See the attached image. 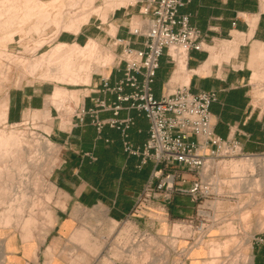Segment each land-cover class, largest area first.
<instances>
[{"label": "rangeland", "instance_id": "rangeland-1", "mask_svg": "<svg viewBox=\"0 0 264 264\" xmlns=\"http://www.w3.org/2000/svg\"><path fill=\"white\" fill-rule=\"evenodd\" d=\"M3 1L4 0L1 2ZM41 1L49 4L52 0ZM62 1L65 4L69 3L67 2L68 0ZM83 1L78 7L73 9L69 8L70 11L66 8L64 12H74L77 15L76 18H79L82 16V13L84 14V11L85 15L83 16H86V14L87 16L90 15L92 11L87 9H90L91 6L93 10L95 7L101 8V15H103L105 11L108 13L107 24H104L105 21H103L101 16L93 14L90 18L89 28H92L91 32L95 30V32H93L95 36H91V38L98 41L104 51L112 53L113 62L108 67L102 69H99L96 64H92L90 72L87 71L86 74H84L91 76L93 85H82L80 87L63 86L49 82L44 77L46 67L41 68L42 70H34L31 66L36 59L50 51L57 43L65 42L66 37H72L73 35L67 33L65 30L59 31L54 24L48 23L42 24L41 27L44 29H34V27H37L36 25L40 23V18L37 16H34L26 23H22L20 20L23 19L25 14L24 0V3L21 2L15 5L17 6L16 9H19L18 11L11 10V6L8 7L5 4L7 17L15 16L16 11L18 12V14H16L18 18L14 22L15 25L6 23L5 21L8 19L0 22V28H3L2 31L0 29V104H4L3 109L6 108L5 111H2V108L0 110L2 113V115H0L2 121V123L0 122V130L17 135L16 137H19L18 140L22 142V147L28 156L25 154L24 164L21 166L22 168L18 166L14 167V171L11 170L10 173L11 177L4 174L0 182V197L3 196L7 198L1 197L2 199H0V264H13L11 256L15 252L12 247L16 245V243L21 251H23L25 247L24 251L26 255L30 254L36 259V245L43 244L51 227L54 225L56 211L65 206V201L56 191L53 184V176L63 163L64 149L53 140V135L49 139L45 135V133L51 134L54 127L60 123V114L57 109L53 107L51 111L52 123L40 118L42 114L38 111H42L49 105V97H47L46 105L43 109L27 112L25 118L18 124L6 123V100L9 97V92L31 85L39 86L44 84L51 85L55 88L60 87L67 89L69 97L67 96V98L63 100L65 101L63 103V108L66 109L65 115L70 117L71 122L78 103L82 101L85 96L94 95V93L92 95L91 90H93L95 81L100 79L99 75H108L112 71L113 66H116L122 58L120 56L121 50H116L112 43H110V40L105 42V38L102 36L105 32L110 36H115L114 33L117 31V26H112V29L114 27L113 33L109 28V26L112 25L111 17H113L115 12H110L109 7L113 4H119L122 1L94 0L92 3H89L87 7L82 6L84 3ZM262 3H264V0H262ZM79 8L85 9L82 10ZM138 8L140 10V7ZM53 11L55 10H52V13ZM131 11L130 9L129 12ZM38 14L37 11L36 15ZM79 14L80 16H78ZM134 16V19L128 22V27H131V24H134L133 27H135L142 22V18L136 15ZM70 17L71 16H66L65 23L67 21L69 22V19H72V17ZM129 18H132V16ZM5 28H7V30ZM88 41L89 40L86 42L81 41L79 44L86 45ZM205 47L206 45L204 44V50ZM260 63L261 62L258 60V67L261 65ZM171 65L173 67V69L170 70L172 74L177 68V63L171 62ZM254 76L255 72L253 78ZM251 82L250 84H252ZM177 85L180 87L185 86L182 81H179ZM249 88L252 95L253 106L264 112L263 102L257 103L255 101V86L250 85ZM71 92H74V98ZM3 112H6V114H3ZM76 122L74 124H76ZM71 128L72 126L69 125L67 130ZM38 140L40 142L44 140L49 141L55 146L54 151L51 152V154L42 151ZM12 148L14 149L15 145H13ZM34 152L38 153L34 155ZM243 155L244 156L231 157L227 155L224 149L220 153V158L211 161L209 164L210 166H208L202 174V178L207 182H212L214 187V196L207 201L203 200V203H201L203 208L206 209L205 212L210 214V218L198 217V204L192 203L191 199L187 196H177L176 202H174V200L170 204L164 205L163 203L164 206L157 205L152 207L148 216H134L132 219L137 218V221L130 220L123 223H111L104 218L102 212L98 211L96 213H89L90 215L88 217L83 218V223L90 229L88 233L89 239L88 242L82 241L78 242V244L83 248V251L97 258L94 264H207L210 261H214L216 264H248V262L249 264H253L256 251L262 246L261 241H264V216L260 211H253L248 207L249 205L247 202L251 200V194L240 193L238 195L235 192L236 195H234V193H232L233 186H231L232 183L230 181L233 179L234 174L226 163L241 160L246 157H256L264 160V153L248 154L243 150ZM30 158L34 159L36 165L33 164L31 166L29 163ZM52 166V172L50 176L47 177L49 167ZM255 172L256 179L260 180L263 177L262 170L258 167ZM195 177V175L190 174L188 180L192 181ZM1 188H3L2 191ZM216 188H218L219 191H217ZM48 197H50L49 200ZM3 199L4 201H2ZM173 204H175V207L182 213L174 215L170 211ZM11 208L12 210H10ZM3 217L6 218L4 219ZM8 220H10V222H8ZM30 222H32V225L26 228ZM261 222H263V224ZM178 224L181 228L179 232L174 233L175 226ZM27 234L30 235V239L28 243H25L24 236ZM173 241H176L175 248L173 247ZM197 243H199L198 246L196 245ZM207 243H209V245L213 244L212 247L210 248ZM88 244L93 246L87 248L86 246ZM216 244L218 248L220 247V250H217ZM209 250H212V252ZM217 254H219V257ZM52 258L53 257L50 255L49 263ZM77 260H81V258H77ZM70 262L72 263L73 260H70ZM74 263H79V261H74Z\"/></svg>", "mask_w": 264, "mask_h": 264}, {"label": "crops", "instance_id": "crops-1", "mask_svg": "<svg viewBox=\"0 0 264 264\" xmlns=\"http://www.w3.org/2000/svg\"><path fill=\"white\" fill-rule=\"evenodd\" d=\"M130 9L115 11L109 28L113 33L112 26L116 25L115 35L127 40L132 48L143 50V39H136L128 32V22L134 19V15L143 17L139 16L138 7ZM180 14L189 16L191 26L202 32L206 47L202 52L192 51L187 55L186 69L178 78V62L171 74L173 67L170 59L164 56L154 84L155 97L161 99L174 92L180 87L177 85L179 81L189 86L190 92L195 95L217 92L218 101L211 107L216 135L222 140H237L248 154L264 153V112L253 106L249 88L254 66L258 62L254 49L259 43H264L262 0H192L180 10ZM89 23L79 35L66 37L65 43L75 45L93 39L91 36H95V30L91 32ZM102 36L105 42L111 38L107 32ZM227 47L232 55L227 52ZM219 54H222V58L216 62ZM105 77H110L111 85H115L123 78V73L112 70ZM102 90L101 79H98L91 90L95 91L92 99L87 100L88 108H95L97 100H104L111 106L120 105L116 95L106 94ZM54 91L55 87L45 84L11 90L6 100V123L18 124L27 112L43 109L46 98L53 96ZM125 92L130 93L131 90L127 88ZM121 107L118 115L113 110L97 109V116L102 121L123 122L132 119L133 125L127 130V139L123 134L124 128L105 126L100 133L90 120L86 125L77 127L74 124L76 121L73 125L70 122L68 126L72 128L69 130L66 129L68 126L61 130V120L54 127L51 135L63 147L64 154L63 163L53 176V184L65 201V206L56 211L54 225L43 244L36 245L37 258L26 255L25 247L21 251L16 243L12 247L15 252L11 256L13 264H94L97 258L83 251L78 244L89 239L90 229L83 223V218L100 211L111 223L137 221V218L132 219L131 214L138 196L149 181L153 164L143 166L140 157L127 154L124 142L128 140L136 148H143L150 137V122L145 114L131 109L129 104H121ZM157 205L164 206L160 200L153 202L142 215L148 216L152 207ZM170 211L174 215L182 213L175 204ZM31 225L32 222L26 228ZM29 239V234L24 236L25 243ZM90 246L93 245L86 247ZM50 255L53 258L49 263ZM253 264H264V246L256 251Z\"/></svg>", "mask_w": 264, "mask_h": 264}, {"label": "built area", "instance_id": "built-area-1", "mask_svg": "<svg viewBox=\"0 0 264 264\" xmlns=\"http://www.w3.org/2000/svg\"><path fill=\"white\" fill-rule=\"evenodd\" d=\"M133 1L117 11L140 7L142 22L129 27L128 32L136 39H143L144 49H134L127 40L111 36L113 47L121 50L122 57L112 70L123 73V78L111 85L110 77L99 75L102 92L116 95L120 105L111 106L104 100H97L96 107L90 109L86 103L92 96H85L77 105L71 125L77 121L76 127L84 126L90 120L100 133L105 126L124 128L123 134L127 139V130L133 125V120L102 121L97 116V109L113 110L118 115L121 104L127 103L131 109L145 114L150 122L147 143L143 148H136L128 140L124 142L127 154L140 157L143 166L153 164L149 181L138 196L131 216H142L153 202L160 200L166 205L177 196H187L192 203L198 204V217L210 218L201 203L214 196V187L212 182L202 178V174L211 161L220 158L224 149L231 157L244 156L242 146L234 139H220L214 131L211 107L218 101L217 92L195 95L185 85L161 99L154 94L163 57L177 63L172 49L184 48L188 56L192 51H204L202 32L191 26L189 16L180 14V10L192 0ZM127 88L130 93L125 92ZM45 135L48 139L52 136ZM190 174L196 176L192 181L188 180ZM261 243L264 246L263 240Z\"/></svg>", "mask_w": 264, "mask_h": 264}, {"label": "bare ground", "instance_id": "bare-ground-1", "mask_svg": "<svg viewBox=\"0 0 264 264\" xmlns=\"http://www.w3.org/2000/svg\"><path fill=\"white\" fill-rule=\"evenodd\" d=\"M1 1L2 0H0V22L5 20V19H8L7 21H5L6 23H10L11 25H13V24L15 25L14 22L18 18L17 17L18 15L16 16V14H18V12H16V11L19 10V9H16L17 6H15V5L23 2V0H4L3 2H1ZM24 1H25V14L23 13L24 14V16L22 15L23 19H21L20 21L22 23H26V22L30 21L34 16H37L38 18H40V20H39L40 23L38 25H36L37 27H34V29H36V30H39L40 28H42L41 27L42 24L48 23V24H54L59 31L65 30L67 33L77 36L80 34L82 28L86 24L89 23L90 18L93 14L97 15V16H101L103 18V21H105V23H106L107 17H108L107 16L108 13L106 11H105L106 13L104 12V14L101 15V12H102L101 8L95 7L93 10V9H91V6H90V9L86 8L87 10L92 11V13L90 12V15L87 16V14H86V16H83V15H85V11H84V14L80 13L82 15L81 17L76 18L77 17L76 13L69 12L70 11L69 8L73 9V8L78 7L79 4L83 0H68L67 2H69V3H66V4L62 0H52V1H50L49 4H47L46 2H43L41 0H24ZM93 1L94 0H85V1H83L84 3L82 6L87 7L88 4L92 3ZM105 1H107V0H105ZM121 1H122L121 3L113 4L111 7H109L110 8L109 11L114 13L115 11H117V9L123 8V7H128L131 3L134 2L133 0H121ZM5 4L8 7L11 6V8H12V9L10 8L11 10H13V11L16 10L15 11L16 17L13 15H12L13 17H11V16L7 17ZM21 5H23V4H21ZM31 6H33V7H31ZM66 8H68L69 11L64 12V10ZM79 9H82V8H79ZM84 9L85 8H83L82 10H84ZM52 10H55V11H53V13H52ZM82 10H80V11H82ZM37 11L39 13L38 15H36ZM76 11H78V10H76ZM262 11H264V3H262ZM86 13H88V12H86ZM80 14L78 16H80ZM66 16L72 17V19H69V22L67 21L68 23L67 22L65 23ZM254 20H256V19H254ZM6 23H5V25H6ZM2 25H3V22H2ZM7 28H8V26H7ZM7 28H5V29L7 30ZM42 29H44V28H42ZM2 30H3V28L1 29V31ZM6 30H5V32H6ZM9 30H10V27H9ZM115 33H116V31H115ZM235 46H236V44H235ZM230 48H231V44H230ZM230 48L228 51V47H227V52L229 53V55H232V52H230ZM172 51H173V54H174V56L178 62V68L176 71L177 72L176 76L178 78L180 73L184 72L186 69L187 52L184 48H178L177 50L172 49ZM254 56L256 57L257 61L259 60V62H261L260 63L261 65L259 67L257 66V64H256V66H254L255 76L251 82L252 83L251 85L255 86V91H254L255 101L257 103L263 102V104H264V43H259L257 45V47L254 49ZM221 58H222V54H219L216 57V62H220ZM112 62H113L112 53L104 51L101 48V46L99 45L98 41H96L95 39H90V41L84 46H81L79 44L71 45V44H68L65 42H59L50 51L44 53L43 55H41L40 58L36 59V61L33 62L31 66L34 70H38V69H41L43 67H46V72L44 73L45 74L44 77L49 82H53V83H56L58 85H63V86L80 87L82 85L88 86L90 84L91 76L85 75V74L87 71L90 72L92 64H96L99 67V69H102V68H106L109 65H111ZM22 67H24V66H22ZM252 70H253V68H252ZM187 79H188V81L190 80V75L187 77ZM186 83H188V82H186ZM71 94H72V97L75 95L74 92H71ZM67 96L69 97V93H68L67 89L56 87L53 96H51L49 98V101H48L49 105H47L45 107V109H43L40 112V114H42V116H40V118H42L44 121H50V123H52L53 121H52L51 111H52V108L55 107L60 114L61 128H62L61 130L65 129L70 122V117L65 115L66 109L63 108L64 107L63 103L65 102L63 100L65 98H67ZM72 97H71V99H72ZM1 108H2V111L6 110V108L3 109L4 104H0V110H1ZM6 112H3V114L4 113L6 114ZM0 113H1V111H0ZM0 115H2V113ZM6 118H7V115H6ZM0 122L2 123L1 119H0ZM16 136L17 135H13V133L11 134V132L6 133L4 130L3 131L0 130V182H1V179H3L2 177L4 176V174L11 177V174H10L11 170L14 171L13 168L16 166H18L19 168H22L21 166H22V164H24V159H25L26 153L24 151V148L22 147V142L20 140H18L19 137L17 138ZM38 141H36V142H38ZM12 144L15 145L14 149L12 148V146H13ZM39 144H40L39 146L41 147L42 151H44V152L46 151L47 153H50V154L55 149V146H53V144H51L49 141H46V140L40 142ZM39 150H40V148H39ZM36 153H38V152H34V155ZM29 163L32 166L36 162L34 161L33 158H30ZM53 164H55V163H53ZM226 164H227V166H229L232 169L233 174H234L233 179L230 181L232 183L231 186H233L232 187V193H234V195H236V193L238 195L240 193L241 194L242 193L251 194L252 198H251V200H249V202H247V204L249 205L248 207H250V209H252L253 211H260V213L264 216V160L256 158V157H246V158H243L241 160L231 161L230 163H226ZM208 166H210V165H208ZM229 167H228V169H229ZM258 167L263 172V177L260 180L256 179V175H255V173H256L255 171L257 170ZM52 169H53V166L49 167V172H47V177L50 176ZM2 190H3V188H1V191ZM216 190L219 191L218 188H216ZM1 197H3V196H1ZM1 197H0V199H2ZM3 198L7 199L6 197H3ZM22 198H24V197H22ZM25 198H26V196H25ZM49 199H50V197H48V200ZM2 201H4V199ZM22 204H23V202H22ZM216 206H218V205H216ZM12 208H14V207H12ZM12 208L10 210H12ZM3 218L5 219L6 217H3ZM8 222H10V220H8ZM261 223L263 224V222H261ZM180 228H181V226L179 224L176 225L174 233L179 232ZM232 228H233V225H232ZM187 232H188V229H187ZM173 238H174V236H173ZM175 242L176 241H173V244H174L173 247L174 248L176 247ZM196 245L198 246L199 243H197ZM207 245L211 248L213 244L209 245V243H207ZM217 250H220V247L218 248V245H217ZM210 252H212V250ZM219 254H217L218 257H219ZM213 255H214V253H213ZM216 259H219V258H216ZM207 264H216V263L214 261H210ZM248 264H249V262H248Z\"/></svg>", "mask_w": 264, "mask_h": 264}]
</instances>
